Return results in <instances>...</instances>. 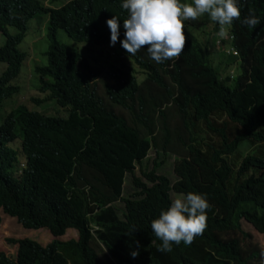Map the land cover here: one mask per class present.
<instances>
[{"label":"trees","instance_id":"trees-1","mask_svg":"<svg viewBox=\"0 0 264 264\" xmlns=\"http://www.w3.org/2000/svg\"><path fill=\"white\" fill-rule=\"evenodd\" d=\"M0 2H7L0 4V64L6 65L0 104L17 95L5 102L12 110L0 123V211L54 237L69 228L78 234L45 247L12 240L16 261L0 251V264H249L257 257L243 258L236 239L222 243L215 233L240 230L244 220L264 234V0H239L240 17L231 24L238 57L214 65L209 54L216 36L203 33L202 44L185 25L176 59L156 63L147 46L135 54L145 74L140 83L116 60L94 68L79 53L86 44L97 56L110 55L105 21L112 15L126 19L120 0H69L53 10L40 0ZM250 9L260 20L255 28L241 23ZM39 15L48 16V45L40 53L46 64L32 65L38 83L30 99L42 110L55 104L52 113L60 109L65 117L12 105L24 78L21 87L14 81L27 59L18 46ZM60 32L73 44H62ZM122 38L123 29L113 47L124 51ZM237 60V76L218 79ZM223 116L227 122L217 124ZM206 135L218 141L208 143ZM11 138H19L27 157V169L17 177L18 153L6 146ZM246 143L251 151L243 156L239 149ZM150 151L155 159L148 169ZM167 159H173L174 180L165 175ZM171 191L202 193L209 208L201 234L164 252L150 222L169 206Z\"/></svg>","mask_w":264,"mask_h":264},{"label":"clouds","instance_id":"clouds-1","mask_svg":"<svg viewBox=\"0 0 264 264\" xmlns=\"http://www.w3.org/2000/svg\"><path fill=\"white\" fill-rule=\"evenodd\" d=\"M42 1H41L43 4L42 7L45 9L53 10L59 8V7H55L56 2L58 0H42ZM68 1L69 0H62L61 3H63L64 5ZM0 4H7V2H0ZM120 8L126 10L127 13L126 19L121 21L120 19H118L117 16L112 15L110 19H107L105 21V24L109 30V45H104V49L111 51L110 55L106 54L107 58L97 56L96 55L97 53L90 52L86 44H83L80 47L79 53L84 57V62L91 63L94 68L103 67L104 64L106 65V61L116 60L119 63L118 65L128 66L131 70V73L134 75L136 79L137 74L135 73V67L140 69V66L138 62L135 61V59L138 58L135 54L139 50H141V48L147 46L146 51L149 54L150 59L155 61L156 63H163L164 61L172 57L176 59L177 57L180 56L182 49L184 48L185 25L190 29V32L194 36L195 40L200 42V40H198L196 37L197 35L195 36L194 33L199 32L202 27L200 25L197 26L199 27V30L196 32H192L193 30L191 27H192V23L193 24L196 23L201 18V16H202V21L204 23L207 22L205 21V18L207 17L210 18L209 22H213L212 24L205 25L204 27L208 30V33H211V36L212 35L216 36L215 42H213L215 43L214 49L216 48L220 50L221 54L222 52L228 50L227 53L222 54L225 58L229 56L233 58L238 57L237 51L232 46V42L234 41V36L231 33L232 31L231 24L234 19H238L240 17L239 0H120ZM259 22H260L259 17L255 15L254 11L251 9L249 10L248 16H246L243 20H241L242 24L247 25L250 28H255V26L259 24ZM5 28L7 30L8 28L14 29L13 32H10L8 30L10 33L16 32V28L14 27L6 26ZM121 29H123V38L119 40V44L124 51H121L118 47L117 49L113 47L116 45L118 37H120L121 35ZM205 32L206 31H203V33ZM0 33L3 35L1 31ZM46 38H47V31H46ZM221 41L223 42L222 45H221ZM202 44H207V37H206V42H202ZM47 45H48V39H47ZM43 50L44 48L38 51L42 52ZM26 54H28L27 51ZM140 59H141L140 61H145L142 58ZM30 60L32 61L33 59L29 57L26 63L27 64L29 62L31 63ZM235 64L238 67L239 64H241V60L235 61L234 65ZM31 74L35 76L34 71L32 69H31ZM140 75L142 76L141 80H139L141 82L145 78V74L141 69H140ZM229 76L231 79L232 78L231 72L229 73ZM35 80L36 83H38V76H35ZM107 80L108 78H106L104 82ZM98 95L100 96V97L98 96V98H100L104 102L105 100L103 99L105 95V90L103 92L101 88L100 91L98 92ZM19 105H23V104H19ZM33 106L27 108L29 109L32 108ZM39 114H42V112ZM1 118H0V123L2 122ZM15 140H18L20 143L19 151L9 146V144L14 142ZM6 146L12 149V151H17L18 154L20 152L21 156L24 157V164L22 165L21 170L17 169L19 166V156H18V164L14 166L15 170L17 171V174L14 176L17 177L19 176L20 173L23 174V172L27 169V164H26L27 157L24 155L23 151H21V141L19 140V138H15L11 142L7 143ZM0 147H4L3 144L1 143V138H0ZM151 152L153 153V158L151 160L150 169L152 168L153 160L155 159L154 152L150 151L147 158L148 166L151 158ZM172 163H173V159L171 161V164ZM15 170H13L12 172H14ZM208 208H209V204L206 200L205 195L202 193L188 192L186 194L178 195L176 198L171 200L169 206L166 209H161L158 216L150 222L151 232L157 239L161 241L160 250L164 252H171L173 244L179 245L181 242H183L185 245L190 244L193 238L201 234L202 231L204 230L206 226L205 224L206 209ZM2 214L5 217L4 221L14 220L15 221L13 223L14 226L18 227L19 224L21 225L20 230H23L22 227L25 228L21 223L17 222L15 218L14 219L8 218L4 213ZM242 222H246V224L247 223L250 224L249 222L244 220ZM250 225L252 226V224ZM2 226H3V221L0 215V227ZM241 227H242V223L240 225V230L225 231L222 232V234H228V233L233 234L234 232H240ZM41 229L43 228L37 230L32 229V231L33 233L47 232ZM67 230L65 232H67ZM48 232L47 235L51 238L53 237V240L54 239L59 240L58 239L59 237L64 236L63 233L60 236L54 237L50 232L49 233ZM13 235H15V232H13ZM77 239H78V234H77ZM77 239H72V240H77ZM12 240H17V241L29 240L39 244V241L34 240L32 238L29 239L8 238L6 242L7 245L10 247V249L12 248L11 250H15L14 257L11 258L7 256L4 252L3 253L14 262L16 261V251L18 246L17 244H10L9 242ZM60 241H64V240H60ZM229 241L226 242L221 241V242L227 243ZM40 246L45 247L46 245H40ZM132 255L135 256L136 253L133 252ZM261 260H262V264H264V252L261 253Z\"/></svg>","mask_w":264,"mask_h":264},{"label":"rangeland","instance_id":"rangeland-1","mask_svg":"<svg viewBox=\"0 0 264 264\" xmlns=\"http://www.w3.org/2000/svg\"><path fill=\"white\" fill-rule=\"evenodd\" d=\"M42 1V0H41ZM43 2V1H42ZM62 0H58L56 2V6L55 7H60L63 5V3H61ZM197 20V19H196ZM47 21H48V16L47 15H39L37 17H35L34 19L30 20L27 24V30H26V35L25 38L23 40V42L18 46V49L22 52L26 51L28 52L27 54V59L26 61L22 64L21 69H20V73L18 75V77L15 79L14 84H16L17 86L21 87L20 85V78L23 79V88L20 90V92L18 93V97L17 99L12 102L13 107H15L16 105L19 104H23L26 107H31L29 108V110L31 111H36L48 116H56V117H65L67 115L66 111H62L60 109H55V111L52 113L51 108L53 106H55V104H50L48 106L47 109L42 110L40 105H35L34 102L30 99V96L32 95H37V92H35V85H36V80H35V76L33 74H31V63L33 65V68L35 66H43L46 64V58L43 55H40L41 52H39L38 50H42L44 48V51L46 50L47 47V38H46V31H47ZM213 22H209V20L207 22H203L202 21V16L201 18L196 22V23H192V32H196L199 30V27L197 26H201V30L197 33H194V35L197 37L198 40H200V42H206V35L203 34V31L208 32V30L204 27L205 25H210ZM226 27V26H225ZM8 30L10 32H13L14 29L12 28H8ZM59 40L62 42V44L66 45L68 47V45L73 44V42L63 33L60 32L58 35ZM3 40L4 37L3 35L0 33V47L3 45ZM32 42L34 47L37 49H35L32 45ZM228 44V43H226ZM210 54H209V58L212 61V63L214 65H218L217 62H219L222 58H225L222 54L227 53L228 50H226L225 52H220V50L218 49H210ZM215 50V51H214ZM39 54V57H37V55ZM28 55L31 59H33L31 61V63L29 62L27 64L28 66V71L27 68L25 67V64L28 60ZM37 57V58H36ZM36 58V59H34ZM5 64H0V72L4 70L5 68ZM4 67V68H3ZM220 68H222L220 66ZM224 69H222L223 73H221V76H218V79H222L226 76V74H229L231 72V79H233L234 77L237 76V74L239 73V68L237 67V65H233V66H227V67H223ZM135 73L136 75V79L138 82H140L139 80H141V75H140V69L135 67ZM17 95L12 96L11 98H8L6 100H4L2 102V104L0 105V118L3 116V114L7 111L10 110H6V105L5 102L7 100L13 99L14 97H16ZM10 103V102H9ZM52 113V114H51ZM216 119V123L220 124L222 121L227 122V119L225 116L220 117V118H215ZM175 121H171V124H173ZM229 126V123H228ZM202 129V128H201ZM200 130V129H199ZM198 130V132H199ZM204 130V129H202ZM204 133H197L198 135H203ZM207 137H209V139L207 140L208 143L210 142H214V141H218V139L213 138L209 135H206ZM216 139V140H215ZM19 141L15 140L14 142L10 143L9 146L13 147L14 149H17L19 151ZM241 151V155L245 156L249 151H251V146L248 145L247 143L245 145H243L242 147H240L239 149ZM19 156V166L17 169L21 170L22 169V165L24 164V157L21 156L20 152L18 154ZM153 158V153L151 152V158L149 161V166L148 169H150L151 167V160ZM165 171V175L170 179V180H174V174L172 172L171 169V160H166V164L163 166V169L166 170ZM15 170V168L13 169ZM178 195V193H175L173 191L170 192V196L172 198V200L174 198H176ZM0 215L2 217V221H3V226L0 227V251L4 252L7 256L13 258L14 257V252L15 250H11L10 247L7 245L6 240L8 238H14V239H29L32 238L34 240L39 241L40 245H47L51 242V240H53V237H49L47 235L48 230L46 229H41L45 232H37V233H33L32 229H25L22 227L23 230H20L21 225L18 224V227L14 226L13 223L15 222L14 220H10V221H4L5 217L3 216L2 212H0ZM6 217L8 218H12L6 215ZM14 219V218H12ZM18 229V230H17ZM13 232H15V235H13ZM49 233V232H48ZM18 237H17V236ZM215 236L221 240L222 242H226L229 241L231 239H236L238 242V245L240 247V251H241V256L243 258H248L250 257L253 253H255L257 255L256 258H253L252 260L248 259V263L249 264H262V260H261V253L264 252V234H259L258 232H256L254 230V228L250 225V224H246V222H242V227H241V231L240 232H234L233 234L228 233V234H222V233H215ZM59 240H68V239H77V232L74 229H69L67 230V232L64 233V236L59 237Z\"/></svg>","mask_w":264,"mask_h":264}]
</instances>
